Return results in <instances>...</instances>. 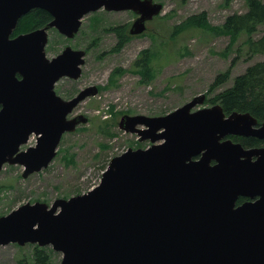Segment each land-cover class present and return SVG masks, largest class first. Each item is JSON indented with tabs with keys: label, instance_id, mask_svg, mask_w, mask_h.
Here are the masks:
<instances>
[{
	"label": "water",
	"instance_id": "water-1",
	"mask_svg": "<svg viewBox=\"0 0 264 264\" xmlns=\"http://www.w3.org/2000/svg\"><path fill=\"white\" fill-rule=\"evenodd\" d=\"M102 8L135 12L130 34L140 35L163 5L0 0V171L19 164L23 178L41 172L56 157L62 136L88 122L84 115L68 117L98 95L97 86L71 100L54 90L63 77H81L86 50L68 46L49 58L46 46L49 30L74 38L83 18ZM34 9L52 20L13 36ZM205 100V94L196 96L163 116L124 115L119 128L151 146L114 157L100 184L84 194L51 205L28 202L1 216L0 246H51L62 254L60 264H264V148L223 141L229 135L264 138V123L253 128L258 120L250 113L227 115L220 104L193 110ZM31 135L38 137L35 146L19 152ZM239 196L260 199L235 208Z\"/></svg>",
	"mask_w": 264,
	"mask_h": 264
},
{
	"label": "rangeland",
	"instance_id": "rangeland-1",
	"mask_svg": "<svg viewBox=\"0 0 264 264\" xmlns=\"http://www.w3.org/2000/svg\"><path fill=\"white\" fill-rule=\"evenodd\" d=\"M155 2L163 9L146 22V30L140 35L128 37V28L136 20L131 13L104 9L86 15L72 39L49 31V58L67 46L87 51L81 77L63 79L58 84L61 97L70 99L88 86H97L100 92L75 109L72 116L82 114L88 122L64 134L48 168L23 178V167L4 166L0 172V216L28 202L51 205L56 199L84 194L100 183L114 157L129 148L150 147L149 140L140 141L137 134L119 128L124 115L163 116L202 94L206 95L205 102L193 110L212 107L215 97L231 87L237 76L264 61V54L249 56L247 47L250 37L258 39L264 34V24L251 36H233L223 28L228 17L247 11L246 0ZM203 13L208 27L183 26L182 31H174ZM115 29L123 33L125 41L121 42ZM145 51L148 62L144 67L137 66ZM228 70L229 79L211 90L216 78ZM34 248L33 244L0 246V264H36ZM41 249L52 264L61 263L62 254L51 246Z\"/></svg>",
	"mask_w": 264,
	"mask_h": 264
},
{
	"label": "trees",
	"instance_id": "trees-1",
	"mask_svg": "<svg viewBox=\"0 0 264 264\" xmlns=\"http://www.w3.org/2000/svg\"><path fill=\"white\" fill-rule=\"evenodd\" d=\"M246 3L248 9L244 14H235L228 17L223 25L224 30L233 36H237L240 33H246L251 36L258 31L259 26L264 24V0H246ZM204 15L205 13L189 18L182 24V27L179 25L174 31H182L183 26L188 28L196 26L208 27L206 15L205 17ZM51 20L52 17L47 11L34 9L19 20L13 36L42 28ZM114 31L122 38L121 42L125 41L122 32L118 29ZM247 43L249 56L264 54V34L258 39L250 37ZM143 56V59L136 63L137 66L144 67L146 62H148L146 51ZM229 76L230 70L220 74L212 84L211 90L224 84L229 79ZM213 101L214 104H220L227 115L233 112L250 113L259 121H264V61L248 67L242 75L234 79L231 87L220 92ZM233 139L248 145H256L262 142L257 138L251 137H236ZM34 259L36 264H52L47 252L39 247L34 248Z\"/></svg>",
	"mask_w": 264,
	"mask_h": 264
},
{
	"label": "flooded vegetation",
	"instance_id": "flooded-vegetation-1",
	"mask_svg": "<svg viewBox=\"0 0 264 264\" xmlns=\"http://www.w3.org/2000/svg\"><path fill=\"white\" fill-rule=\"evenodd\" d=\"M155 1V0H154ZM106 11V10H105ZM107 12H129V13H131L132 15H133V17H135L136 19L138 18V15L135 13V12H133V11H131V10H126V11H107ZM43 28V27H42ZM130 28H131V25H130ZM130 28H128L129 30H130ZM40 29V28H39ZM37 30V29H36ZM51 30H55V31H57L55 28H53V29H51ZM34 31V30H33ZM50 31V30H49ZM49 31H48V38H49ZM58 32V31H57ZM130 32V31H129ZM59 33V32H58ZM130 34V33H129ZM130 36H132V35H128V37H130ZM67 38V37H66ZM69 39V38H68ZM72 39V38H71ZM127 40V39H126ZM47 47V46H46ZM68 47V46H67ZM77 50V49H76ZM82 50V49H81ZM86 54H87V51H86ZM59 55V54H58ZM57 56V55H56ZM55 57V56H54ZM53 58V57H52ZM17 77L19 78V79H21L22 77L19 75V74H17ZM63 79H69V80H78V79H72V78H69V77H63V78H61V79H59L57 82H56V84H55V87H54V90H55V92H56V94H57V96H63V95H61L60 93H59V91H58V84L60 83V81H62ZM91 87V86H90ZM89 88V86L88 87H85V88H82V89H80L79 91H77L74 95H72L73 97L72 98H70V99H66V100H71V99H73L74 97H76V96H79L84 90H86V89H88ZM98 88V90H99V92H100V89H99V87H97ZM99 94V93H98ZM78 107V106H77ZM76 107V108H77ZM1 108H2V105H0V110H1ZM75 108V109H76ZM75 109H74V111H75ZM74 111H73V113H74ZM73 113L72 114H70L69 115V117L68 118H73V117H75V116H78V115H82V114H78V115H74V116H72L73 115ZM258 120V119H257ZM264 123V121H259L258 120V124L256 125V126H253V128H259V127H261L262 126V124ZM64 136V135H63ZM63 136H62V138H63ZM236 137H240V138H242V137H245V138H249V137H251V138H257V139H259V140H261L262 142H260V143H258V144H256V145H248V144H244L243 142H241V141H234V139L233 138H236ZM37 136H35V135H31L30 136V138H29V141H28V143L26 144V145H23V146H21V148H20V151L19 152H23V151H26L29 147H34L35 146V144H36V142H37ZM227 139H230V140H232L234 143H240L241 145H242V147H243V149L244 150H254V149H261V148H264V138H259V137H257V136H252V135H250V136H243V135H229V136H226L225 138H223V141L224 140H227ZM33 140H35L34 141V143H32V141ZM62 140V139H61ZM138 148H141V147H138ZM137 148V149H138ZM58 149V148H57ZM201 157H202V154H200L198 157H195V158H193L194 160H199V159H201ZM258 159V156H256V155H253L252 157H251V161L252 162H254V161H256ZM211 164L212 165H214V164H216V162L215 161H212L211 162ZM5 165H7V164H5ZM5 165H3V168H4V166ZM9 165H11V164H9ZM15 165H18V166H21V167H23L22 165H19V164H15ZM14 166V165H13ZM3 168H2V170H3ZM1 170V171H2ZM0 171V172H1ZM23 171H24V167H23ZM260 199V196H256V197H254V198H251V197H247V196H239L238 197V199L236 200V203H235V208H238L239 206H241V205H243V204H245V203H248V202H256L257 200H259ZM1 217V216H0ZM28 245H30V244H28ZM35 247H38L37 245H34Z\"/></svg>",
	"mask_w": 264,
	"mask_h": 264
}]
</instances>
